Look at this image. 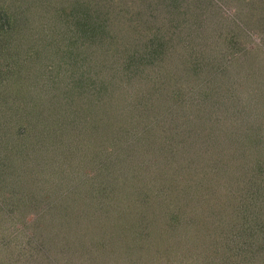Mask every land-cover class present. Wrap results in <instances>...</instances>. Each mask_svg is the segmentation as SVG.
I'll return each instance as SVG.
<instances>
[{
    "label": "rangeland",
    "instance_id": "rangeland-1",
    "mask_svg": "<svg viewBox=\"0 0 264 264\" xmlns=\"http://www.w3.org/2000/svg\"><path fill=\"white\" fill-rule=\"evenodd\" d=\"M71 1L43 0L40 6L34 1L25 13L13 0H0V19L9 17L7 30L15 24L18 34L26 32V38L8 44L7 36L0 34V260L7 261L1 264L12 259L24 264L26 255L28 263L44 264L40 262L46 250L53 254L59 249L50 246L57 236H62L59 244L70 243L68 227L77 233L75 241L90 244L104 240L100 234L105 230L112 236L132 230L147 254L161 259L178 249L169 263L181 264L197 255L192 244L205 220L208 229L220 233L218 248L224 237L231 250L241 246L242 251L244 246L254 253L264 240V0H182L174 15L161 21L173 27L183 21L175 30L186 36L192 30L195 65L177 46L145 65L138 77L131 72L133 76L123 80L108 78L115 68L129 70L122 60L106 65L111 68L107 72L100 68L102 45L92 47L89 42L91 52L59 46L62 37L78 35L68 29L86 0ZM193 9L195 17L190 19L195 25L188 19ZM56 10L61 19L55 17ZM30 30L34 34H27ZM182 61L184 66L172 65ZM20 74L26 76L18 85L14 82ZM158 84L163 93L177 95V103L170 98L160 106L155 97ZM90 102L95 106L85 108ZM147 132L161 145L166 146L167 137L179 147L182 143L177 152L187 151L194 159L200 150L214 160L212 147L219 153L220 146H230L235 154L230 162L241 153L245 165L235 179H227L231 173L217 174L218 189L211 186L213 191L199 194L201 176L183 160L185 172L179 169L177 188L172 189L181 191L188 203L177 211L183 201L169 194L168 169L157 166L158 158L145 152ZM225 155L216 154V159L229 158ZM89 181L100 190V208L87 196L78 199L79 194H89ZM256 183L260 189H255ZM227 185L232 190L225 192ZM201 202L205 214L194 208ZM79 209L84 210L75 215ZM172 219L176 222L171 229ZM117 252L101 260L138 264L141 258ZM232 253L221 249L217 256L202 254L192 264H236L243 256Z\"/></svg>",
    "mask_w": 264,
    "mask_h": 264
},
{
    "label": "trees",
    "instance_id": "trees-1",
    "mask_svg": "<svg viewBox=\"0 0 264 264\" xmlns=\"http://www.w3.org/2000/svg\"><path fill=\"white\" fill-rule=\"evenodd\" d=\"M34 1L37 2L38 6H40L43 0H30L29 1L30 3L28 2V0H13V4L16 2V5L17 6L20 5L19 6L20 8L24 6L23 11H25V13H28L29 5L34 3ZM53 1L55 3H58L60 1L65 3L66 1H69V0H53ZM77 1L78 0H72L71 3L77 2ZM79 1L81 2L82 0H79ZM114 1H116L117 3H114ZM181 1L182 0H86L81 3V4H85V7L83 8L82 11H80L81 13L80 16L77 17L76 14L75 16L73 15L74 17L73 25L72 23L70 24V26L72 25V28L70 27L68 29V30H71L69 32H73V30H76L74 32L78 33V35L70 33V35L62 37L61 40L57 42L59 43V46H63L65 50H66L65 47L71 48V46H77L75 52L80 51L78 49L83 48V47L87 48V51L91 52L90 45H92V47L93 45H96V44L102 45L101 46L102 53L98 55L99 57L102 58L101 59L102 61L99 62V64L101 65L100 68L101 67L104 68L105 71L107 72L111 70V68L106 65L116 66L114 64L117 61H121V60L124 62L123 63L124 66L129 68V70L127 69V71L117 70V68H115V71H110L108 74L110 73H113V74L111 76L107 74V76H109L108 78L114 79V80L116 77L121 80L125 79V77L127 78V76L130 77L132 75V74L129 75L131 72H136V74L134 75L140 74V72H143V68H145V65H147L150 62L151 63L154 62L155 59L160 58L164 54L165 55L170 54V51H173V49H175V47L177 46L178 47L180 46V48L183 49V52L187 53V56L189 59L188 62L194 66L195 60L197 57L191 54L192 49L190 47V37L195 34H193L192 30H190V32L187 31V33H189V36H186L183 30H175L176 28L180 26L181 23H184L183 21H177L174 27L169 25L168 22L163 23L161 21L165 18L166 15H170V14L174 15L175 10H178L179 5L181 4ZM34 5L32 7H34ZM72 7H74V4L72 5ZM58 9L62 11L61 8H58ZM2 11L4 12V9L2 10L0 9V16L2 14ZM61 11L56 10V13H55L56 18L61 19V15H62ZM194 11L195 9H193V11L190 12L189 18H188L189 22L193 25H195L193 22H195L196 20H193L190 18L195 17ZM15 13L16 12H14L13 14ZM176 15L179 16L178 14ZM182 15H185V13ZM8 18L5 17L4 19H0V34L1 35L4 34V36L5 35L7 36L6 38L7 44L10 43V41H13V42L20 41V38L21 37L23 38L26 35V32H22V33L20 32L19 34L17 33L19 32V30H15V24H13L14 19L10 20V22H12L10 23V26L13 24L12 30H7L9 28ZM64 21H66V19H64L62 22ZM165 27H167L168 29H172V28L174 29L164 30ZM32 31L34 30H30L29 32H27V34H34V32ZM163 34H167L165 38L166 40L164 39L165 41L162 39L164 36ZM179 36L181 37V39L179 38ZM0 40H1V37H0ZM173 41H177V42L173 44L172 43ZM181 41L185 43L182 44ZM89 42H90V45H88ZM104 49H106V51H104ZM69 53L71 54L72 52L70 51ZM111 58H113V61L109 63V60ZM24 59L25 57L19 60L22 61ZM114 61L116 62L113 64ZM185 61H182L180 63H175L172 65L180 66L181 64V66H184ZM211 74H212V71H211ZM25 76H22V74H20L17 77L16 82L14 83L21 85V83H23L22 77L24 78ZM171 76H174V72H171ZM157 88H159V90L157 89L158 93L155 95V97H157L156 99L160 100L159 102L160 106L163 105L166 101L170 100V98L173 101V104L177 103V98H178L177 95H175L174 93H171V91H166L165 93H163V89H164L163 85L161 87V85L158 84ZM94 106L95 105L90 102L84 107L87 109H90V108H93ZM174 109H176V107H174ZM148 132L145 138L142 136L144 138L143 145H146L145 147H147L145 148V152L154 155L156 159L158 158L157 166H160V167L164 166V168L168 169V177L170 180L169 194H176L178 196L180 195V198H181L180 200L183 201V203H180V205L177 207L176 209L177 211L179 210L180 207H182V204H186V202L188 201V199H185L184 197L182 198L181 191L176 192L172 189V187L175 188V186L177 185L176 180H178L179 177L181 176V174L178 172L179 169H182V171L185 172L184 171L185 165H183V160H187L186 162L185 161L184 162L188 166H191V167L194 166L193 167L194 170L197 169L199 175L201 176V180H198L199 194H202L203 190L207 191V189L209 191L210 190L213 191L211 189L212 187L214 189H218L217 184L215 183V181H217L216 180L217 174H218V177L219 176L226 177L229 175V173H231L227 179H235L237 175L236 172L240 171L243 167V164L245 163L244 162L245 157H243L241 153L236 154V158L239 157L237 161H233V164L230 162L231 156L232 157L235 156V154L232 153L230 146L228 147L223 146V148L222 146H220L219 151H218L219 153L226 154L225 155L226 157L227 155H229V158L227 157V159H221L220 161L219 159H216V154H219V153H217V150H215L213 147L210 150V155H214L212 156L214 160L209 159V157L206 156L200 150L198 151L199 152L198 158L194 159L191 155L188 156L187 151L181 152V153L177 152L178 149L181 150L182 143L179 142L181 146L179 147L178 142L176 140H174L173 138L171 140V139H168L167 137V140L169 142L167 141L166 146L164 144L161 145V141H159L158 143L155 142L154 139H152L153 135L151 137L150 136L151 134H149ZM32 138H35L34 134H32ZM81 144L82 146H84L85 143H81ZM241 146L242 145L239 144V147ZM174 147H177V148H174ZM80 157H84V155L80 154ZM224 161H226L228 164H226V162L224 163ZM169 166H171L172 169ZM251 179L253 180L254 178H251ZM90 182L91 181H89L88 183L89 185L86 187V189L89 190V194L87 193L81 194V195L79 194L78 199H81L87 196V198H90V201H96L97 206L100 208V205H102V203H99V202L102 201V197L98 200L97 195H96V193L100 194L99 193L100 190L97 187L95 188V186H93V184ZM246 182L248 184L250 183L249 181H246ZM4 183L6 186V182ZM204 183H206L207 186H204ZM92 186L94 187V189ZM223 188L225 189V192L226 190L231 191L232 185H227V186H224ZM255 189H260V186L258 183H256ZM263 190H264V184H263ZM238 198L241 199L240 195L238 196ZM255 203H257L258 205H261V203H258L257 201H255ZM194 208H201L202 210L207 209V207L204 206L202 202L201 204H199V206L195 205ZM83 210L84 209H79L78 211H73V210L72 211L75 212V215H77L78 213L83 212ZM202 213L205 214V211L203 210ZM234 214L236 213L234 212L233 215ZM169 219H171L170 216H169ZM175 219L168 221L170 223H173V226L171 225V229L172 227H174L175 222L179 220V218H177L176 221ZM206 221L207 220H205V222ZM205 222H204L205 227L201 226L202 228L200 231L202 232L195 233V237H194L195 242H193L192 244V247L196 249L194 250L193 254L196 252L197 255L194 254V256H190L187 259H183V262L181 261V264L183 263L192 264V261L197 259L195 256H199L202 254H211L213 256L214 255L217 256V252L219 253L221 249L224 251L233 252L232 254H234L235 256L242 255L243 256L242 258L240 257L237 258V260L240 259V261H238L236 264H264V240L261 244H256L255 251L253 253V251L250 252V250L244 249V246H242L243 250L240 251L241 246L236 247L235 244H234L235 249L233 248L234 250H231V246L228 243V240H226V238L224 237H221L223 244L219 247L221 249L218 250L219 248L217 247V242L218 244H220L219 240L221 239L218 238L220 236L219 235L220 233L216 229L214 231L212 227L211 229H208L206 226L207 223ZM64 225L61 224V226L63 227V230L67 228ZM66 225L68 226V224ZM68 231L70 235L67 232V237L70 236V239H71L70 243L67 245H64V243L59 244L60 237L62 236L60 237L57 236V238H55L56 242L54 244H51L50 246L57 245L55 247L59 249L57 250V252L53 254L50 252V250H46V254H44V257H42V260L40 263H44V264H105L101 259L103 258L110 259V257H112L110 255L114 252V250H118L117 253L122 252L125 257L129 255L130 257H127L128 259H131L132 255L138 258V255L140 254L141 258L137 260L138 264H150L151 262H153L154 264H170L169 262L171 261L169 260V258L174 253H176V251L178 250V249H173L172 251L169 252L168 254L169 256H166L161 259L157 258L156 256H150L149 254H147L146 250H142L143 248L136 244L137 237L134 236V232L132 230L128 232L129 231L128 229L125 230L123 233L118 232L116 236L114 235L112 236L108 230H105L104 232H101L100 234L101 235L100 237L104 238V240L103 239L98 240L97 241L98 244H90L89 240L75 241L74 236H77V233L71 227H68ZM125 232H128V233L125 234ZM182 237H184V234H182ZM213 241H214V245L212 244ZM255 241H258V240H255ZM112 242L113 244L111 245ZM127 242H129V245H125ZM106 243L110 247L107 248ZM215 246L217 248H215ZM34 248L35 247H33L32 249ZM32 249L30 250L32 251ZM26 257L23 258L24 264H26V262L27 264H30L28 263V260H30V256L26 255ZM10 259L12 258H9V260ZM13 260L14 259H12V261L10 260L11 261L10 264H15V261ZM0 261H3V259H1ZM32 261L33 263L35 262L34 260ZM4 263H7V261H5ZM132 263L135 264L133 260H132ZM226 264H235V262L233 263L226 262Z\"/></svg>",
    "mask_w": 264,
    "mask_h": 264
}]
</instances>
